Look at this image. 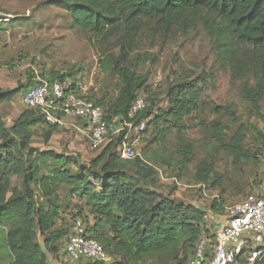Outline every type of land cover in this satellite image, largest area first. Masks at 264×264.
<instances>
[{
  "label": "trees",
  "instance_id": "1",
  "mask_svg": "<svg viewBox=\"0 0 264 264\" xmlns=\"http://www.w3.org/2000/svg\"><path fill=\"white\" fill-rule=\"evenodd\" d=\"M50 3L67 10L72 27L94 39L117 38L118 52L108 53L103 61L104 67L119 78L117 97L107 103L106 98L86 94L105 109L109 121L115 116L131 121V105L141 91L149 94L147 107L132 120H145L146 129L133 131L128 140L139 141L151 129L153 140L167 146L168 135L176 128L175 157L162 161L171 167L175 158L180 167L189 166L195 159L193 143L185 135V120L190 118L198 120L206 135L222 145L235 161H255L256 156L245 145V125L241 124L232 136L226 135L222 117H235V109L203 98L211 75H179L168 88L167 105L155 111L157 98L147 85L148 75L139 73L131 55L145 20L157 23L161 32L175 27L186 29L201 21L213 37L221 64L232 67L240 77L246 75L243 98L253 115L264 120V0ZM66 78L65 74L52 72L42 80ZM32 81L30 78L28 86L40 83ZM28 86L0 91V104L24 95ZM209 113L218 118L209 121ZM60 128L47 122L37 107L27 106L9 127L0 117V264H50L51 255L59 257L63 241L79 219L84 223L85 236L99 241L112 258L110 262L92 264H188L197 242L204 236L214 237L208 234L203 209L160 192L159 172L145 158L146 151L130 159L119 156L126 131L111 135L105 147L88 161L32 146L37 130L48 142ZM255 133L264 142V129L256 127ZM195 178L211 185L219 181L213 162L206 161L197 165ZM62 190H66V200L60 202ZM65 211L71 212L72 227L65 222ZM261 249L256 264H264ZM249 256L250 249L243 250L235 264H246Z\"/></svg>",
  "mask_w": 264,
  "mask_h": 264
},
{
  "label": "rangeland",
  "instance_id": "2",
  "mask_svg": "<svg viewBox=\"0 0 264 264\" xmlns=\"http://www.w3.org/2000/svg\"><path fill=\"white\" fill-rule=\"evenodd\" d=\"M50 1L0 0V91L28 86L30 78L41 81L44 75L59 72L80 86L81 93L95 99L106 98L107 103L113 101L118 95L120 81L104 67L103 61L108 53L118 52L115 46L117 38L97 40L72 27L68 11ZM159 29L154 21L145 20L138 46L131 55L139 73L148 75L147 85L157 98L155 111L167 105L168 88L179 75L192 78L211 75L203 98L235 109V117H222L227 126L226 135L232 136L241 124L245 125V145L256 156L255 161L249 163L235 161L222 145L206 135L198 120L190 118L185 120L188 127L185 135L193 143L195 159L189 166L180 167L175 158L171 167L162 161L175 157L176 128L168 135L167 146L153 140L155 134L151 129L135 143L136 153L142 155L146 151L145 158L156 166L160 192L203 209L208 234L212 235L225 224L234 204L257 189L264 190V142L255 133L256 127L264 129V120L253 115L243 98V78L246 75L240 77L232 67L221 64L213 37L203 22L198 21L186 29L175 27L164 32ZM22 95L0 104V117L8 127L27 108ZM148 95L144 91L139 93V97L145 99ZM216 118V114L209 113V121ZM105 145L92 149L87 127L78 120L68 121L67 126L60 128L48 142L44 140L42 131L37 130L32 142V146L38 149L78 155L84 161L95 157ZM202 161L213 162L219 176L215 185L196 180L197 165ZM65 192L61 191L60 202L66 200ZM63 217L72 227L71 212L65 211ZM58 223L61 224L60 221ZM65 242L66 239L58 258L51 255L54 258L51 263L92 264L88 259L72 261L64 251Z\"/></svg>",
  "mask_w": 264,
  "mask_h": 264
},
{
  "label": "built area",
  "instance_id": "3",
  "mask_svg": "<svg viewBox=\"0 0 264 264\" xmlns=\"http://www.w3.org/2000/svg\"><path fill=\"white\" fill-rule=\"evenodd\" d=\"M81 91L80 86L67 78L65 81L41 80L27 89L23 102L26 106L40 108L47 122L61 128L67 126L70 120L84 123L92 149L102 148L111 135L126 131V141L118 148L119 156L123 159L135 157L134 145L137 140L128 139L133 131L143 132L146 129L145 120L132 121L147 107L146 99L138 97L133 102L128 115L131 121L121 116L109 121L105 109ZM229 211L225 225L212 239L204 236L197 242L188 264H235L237 255L245 249H250L246 264H256L263 252L261 248H264V190L257 189L234 204ZM64 251L72 261L112 260L99 241L85 236L84 224L80 219L67 238Z\"/></svg>",
  "mask_w": 264,
  "mask_h": 264
},
{
  "label": "crops",
  "instance_id": "4",
  "mask_svg": "<svg viewBox=\"0 0 264 264\" xmlns=\"http://www.w3.org/2000/svg\"><path fill=\"white\" fill-rule=\"evenodd\" d=\"M225 223H226V221H225ZM224 225H225V224H224ZM224 225H222V226H224ZM222 226H221V227H222ZM221 227H219L218 230H219ZM218 230H217V231H218ZM215 234H216V233H215ZM215 234H214V235H215ZM52 258H53V257H52ZM52 258H50V264H53V261H52V263H51ZM53 259H54V258H53Z\"/></svg>",
  "mask_w": 264,
  "mask_h": 264
}]
</instances>
